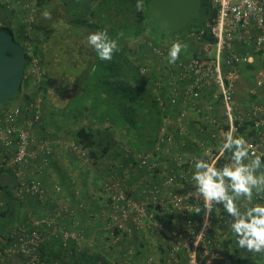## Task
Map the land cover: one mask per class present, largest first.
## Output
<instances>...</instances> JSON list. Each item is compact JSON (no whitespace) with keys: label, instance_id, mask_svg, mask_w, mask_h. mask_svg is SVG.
<instances>
[{"label":"built area","instance_id":"1","mask_svg":"<svg viewBox=\"0 0 264 264\" xmlns=\"http://www.w3.org/2000/svg\"><path fill=\"white\" fill-rule=\"evenodd\" d=\"M38 2L1 1L6 10H17L22 28L13 34L26 56V86L0 111V171L12 172L18 197L37 194L46 207L48 192L32 178L43 173L54 153L48 141H37L30 131L42 122L41 85L47 74L35 48ZM208 7L214 17L200 33H177L159 47L150 45L160 66L152 91L163 114L153 151L134 153L126 163L99 162L108 174L100 176L97 186L99 211L76 198L72 209L62 203L50 214H28L25 222L8 227L0 239V264H41L46 234L59 237L64 248L74 244L77 257L86 247L90 256H99L98 264H238L227 214L213 209L205 227L202 213H193L197 201L189 183L193 157L217 165L225 156H219L216 146L229 127L245 135L257 153L264 152V0H209ZM205 31L211 40L203 39ZM176 40L186 47L169 64L167 52ZM246 72L251 76H244ZM240 80L251 84L241 105L235 96ZM189 141L191 154L183 151ZM59 145L73 151L81 167L94 166L74 141ZM79 189L76 185L75 195ZM253 202H264V193ZM84 211L100 232L98 239L88 240L86 232L57 224L62 215L75 223ZM63 259L53 264H64Z\"/></svg>","mask_w":264,"mask_h":264},{"label":"trees","instance_id":"2","mask_svg":"<svg viewBox=\"0 0 264 264\" xmlns=\"http://www.w3.org/2000/svg\"><path fill=\"white\" fill-rule=\"evenodd\" d=\"M1 1L0 9L7 17L5 15L4 17L0 16V30L8 32L17 42L13 34L14 29H17L18 31L16 32H19L22 28L17 17V10H6L3 4H1ZM42 2L44 0H39L38 8ZM137 3L138 1L135 2L133 9H128L126 0H124L125 6H120L119 9H116L114 13L111 12L106 18L111 24L116 23V20H119L123 24V27L119 30L117 28L107 30L111 37L118 40L119 44V51L114 53L112 61L98 60L94 50L89 45H85V48L84 46L80 48H84L83 51L91 55L90 62L87 64V67L90 69L89 71L85 69L82 77L71 81L80 87V91L71 95L72 97L70 96L67 105L57 111L61 117V122L65 125L67 124L68 130L72 133L71 135H73L75 144L81 147L82 150H86V158L98 168L95 170L102 173L103 171H100L101 168L105 174L106 167H103L104 164L99 162L113 152L118 156H126L128 154V159L130 160L134 153H151L154 149L156 134L162 123L163 114L158 107L156 95L152 91L154 82L159 80L156 78V71L160 66L152 56L151 46H161L162 42L157 37L159 33L163 34L165 32L161 31L150 20L148 12L149 0H139L142 6L141 10H137ZM208 5L209 0H202L199 12L194 15V17L200 16L198 23L194 22L192 27L190 23L181 31L171 34L183 32L200 33L204 30L206 21L214 17V13L210 11ZM12 23L13 27L11 25ZM203 39L211 40L207 31H205ZM35 48L38 54L37 42L35 43ZM142 69L145 71V74L141 73ZM248 74L246 72L243 75L251 76ZM50 82L46 74V79L41 85V92L44 99L48 92ZM25 86L26 83L23 80L15 98L7 104L1 105L0 111L11 106ZM161 93L163 94L164 91ZM71 102H76L77 104L72 106ZM175 110L177 111V107ZM34 125L37 126L38 124ZM34 125L30 127L31 132ZM41 130V134L43 135L37 136V138L32 133L34 138L37 141L45 140L49 142L48 136H45L43 129ZM114 136H116V140H114ZM64 138L66 136H63ZM50 146L53 149L51 143ZM228 155L226 153L224 157L220 158L216 166H222ZM53 158L54 154L53 157L49 158L48 165L43 173L32 178V181L38 182L43 189L45 187L41 183V179L50 174V165L52 164L51 161ZM74 161L76 166L75 170L78 173H76L77 179L75 184L81 186V189H79L80 193L78 195H75V192L70 190L71 209L75 207L76 201L83 200L86 202V196H90L85 192V186L91 185L88 177L93 172L91 166L88 165L87 168H84L81 167L82 165L78 159H74ZM96 176L97 180L95 183L100 180V175ZM82 179L85 186H83ZM69 188L70 185L68 188L63 187L65 191L69 190ZM0 194L3 195L2 198L0 197V239L5 237L7 226L19 223L18 220L23 215L31 214L38 218L43 213L50 214L53 211L52 203L46 207L44 205L42 206V201L37 194L23 193L21 197H18L17 185L13 180L10 170L2 169L0 171ZM76 198L77 200L75 201ZM94 200L95 198H91L89 202L90 204L92 202L93 204L91 206H94L95 210H97L98 204ZM16 206L20 210L19 214H16L14 210ZM46 209L47 211L50 209V211L46 213ZM84 214L80 215L82 218L84 217L83 219L87 217L86 211H84ZM61 220L64 221L61 222ZM71 223L72 220L66 215H62L57 219V224L66 230H73ZM73 247L74 244L68 243L64 248L59 237L46 234L44 244L40 249L41 264H53L62 258L67 259H63L64 264H69V262L70 264H98V255L96 257L90 256L86 247H83L81 255L77 257L74 254ZM233 251L234 259L238 264H257L252 262L254 256L242 254L238 250L235 239L233 241ZM70 252L71 255H69Z\"/></svg>","mask_w":264,"mask_h":264},{"label":"crops","instance_id":"3","mask_svg":"<svg viewBox=\"0 0 264 264\" xmlns=\"http://www.w3.org/2000/svg\"><path fill=\"white\" fill-rule=\"evenodd\" d=\"M120 6H125L124 0H44L40 7L37 8L34 22L37 51L41 62L46 69L48 80L50 79L51 82L48 92L45 95V99L43 98L42 123L37 126L34 125V128L32 127V133L36 137L43 135L41 134V129H43L45 136H48V140L53 146L54 158L51 161L50 174L41 179V183L48 192L47 202L48 204L52 203V209L57 208V206L62 203H69L71 205V196L69 192L70 190L75 191V183L77 179L74 161V159H77L76 154L59 145V141H73V135H71L72 133L68 130V127L66 126L67 124L65 125L61 122V117L58 115L57 111L67 105L71 95L80 91V87L71 81L82 77L85 69L87 71L90 69L87 67V64L90 62L89 59L91 58V55H88L83 51L85 45H88L86 39L87 35L98 29L109 30L111 28H117V30H119L122 28L123 24L120 23L119 20H116V23L111 24L106 19L111 12L114 13L116 9L120 8ZM45 10L51 13V17L48 19L42 16V12ZM117 11L119 12V10ZM4 15L7 17L0 9V16L4 17ZM11 25L13 27V23ZM83 46L84 48L80 49ZM58 64L67 66L72 74H63L61 72L63 65L58 66ZM51 72L57 76L61 75V77L69 80L66 86L62 88V94L67 95L66 97H54V92L51 87L53 83ZM242 81L243 80H240L236 83L235 96L239 105L245 100L247 94V87L245 88ZM63 136H66V138L63 139ZM113 138L116 140V136ZM186 144L188 150L183 148V151L190 154L193 153V151H189L190 148H192L191 141ZM108 159V165L109 162L113 165L118 160L123 162L129 160L123 155H115V152L111 153L106 160ZM85 165L86 166L83 167L87 168L88 164ZM96 167L97 166L91 167L93 172L88 177L89 182H91V185H88L89 187L84 185L83 179L81 181L83 182V186H85V192L90 195L86 196V201L90 203L89 200L91 198H96L94 202L97 204V186L99 181L95 183L97 180L96 175L101 176L103 174V177L106 176L107 166L103 165V167H106V174L101 168L100 171H103L102 173L95 170L98 169ZM117 173L121 174L122 172L117 170ZM68 183L70 188L65 191L63 187L68 188ZM54 186L58 188V191H54ZM91 204L93 203L91 202ZM98 207L96 208L97 211H99ZM48 211H50V209H48ZM48 211L46 209L45 212L48 213ZM83 218L82 216L77 217L76 222L71 223L72 228L84 230L88 236V240L91 238L98 239V237H100L98 229L92 223L88 222V217H85V219ZM62 221L64 220H61V222ZM17 263L18 260H15L14 264Z\"/></svg>","mask_w":264,"mask_h":264},{"label":"clouds","instance_id":"4","mask_svg":"<svg viewBox=\"0 0 264 264\" xmlns=\"http://www.w3.org/2000/svg\"><path fill=\"white\" fill-rule=\"evenodd\" d=\"M141 7L138 0L137 10ZM42 16L48 19L51 13L45 10ZM86 39L100 61H112L119 51L118 40L107 30L90 32ZM185 47L181 41H173L167 52L168 63L175 64ZM216 151L219 156L229 154L227 162L219 167L215 161L193 157L189 183L194 189L189 191L191 197L197 201L192 205L193 213H202L206 227L213 209H222L239 248L250 255L264 256V202H253L254 196L260 198L264 193V152L257 153L234 127L223 133Z\"/></svg>","mask_w":264,"mask_h":264},{"label":"water","instance_id":"5","mask_svg":"<svg viewBox=\"0 0 264 264\" xmlns=\"http://www.w3.org/2000/svg\"><path fill=\"white\" fill-rule=\"evenodd\" d=\"M202 0H149L150 20L165 33L186 28L201 8ZM26 56L21 46L6 31L0 30V106L15 98L24 75ZM238 250L250 255L244 249Z\"/></svg>","mask_w":264,"mask_h":264},{"label":"rangeland","instance_id":"6","mask_svg":"<svg viewBox=\"0 0 264 264\" xmlns=\"http://www.w3.org/2000/svg\"><path fill=\"white\" fill-rule=\"evenodd\" d=\"M137 1L138 0H126V6L128 5L127 8L128 9H133V7L135 5V2H137ZM199 17L200 16H195V17H193V19H191V22H190L191 23V27L193 26L194 22L195 23L199 22L198 21V20H200ZM174 37H175V34H171V33H163V34H161V33H159L157 39L160 40L162 43H165V42H169V40L173 39ZM17 43H18V41H17ZM47 65H48V63H47ZM61 65H63V64H58V66H61ZM61 72L63 74H72L70 72L69 68H67V66H65V65L62 66ZM51 73H52V77H53V83H52L51 87H52L53 92H54V97H56V98H58V97H66L67 95H63L62 94V88H64L66 86V84L68 82V79L61 77V75L57 76L53 72H51ZM242 84L245 86V88L247 87L246 89H249L251 87V84H250L249 80L248 81L247 80H243ZM74 104H77V103L76 102H71L72 106ZM2 196L3 195L0 194L1 198H2ZM17 206L14 208V210H15L16 214H19L20 210H18ZM18 221L20 223L21 222H25L26 221V216L23 215L22 218H20ZM9 226H7V227H9ZM252 262L253 263H257V264H264V256H262V257L254 256L252 258Z\"/></svg>","mask_w":264,"mask_h":264}]
</instances>
